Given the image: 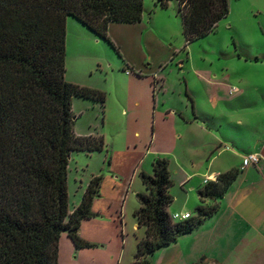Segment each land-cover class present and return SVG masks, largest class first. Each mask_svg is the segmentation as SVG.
<instances>
[{"label": "trees", "instance_id": "trees-1", "mask_svg": "<svg viewBox=\"0 0 264 264\" xmlns=\"http://www.w3.org/2000/svg\"><path fill=\"white\" fill-rule=\"evenodd\" d=\"M155 1L162 9L178 3L186 45L209 36L229 14V0ZM143 12L144 0H0V264H59L63 233L77 250L94 247L79 229L95 217L103 178L93 176L70 209L68 165L73 152H101L105 142L75 135L72 99L103 105L106 96L66 81L67 19L117 50L109 25L138 23ZM238 175L233 169L206 182L197 217L174 222L169 161L157 157L152 174H140L147 194L137 195L134 217L145 237L132 264H151L153 254L199 227L217 210L204 199L222 198Z\"/></svg>", "mask_w": 264, "mask_h": 264}, {"label": "rangeland", "instance_id": "rangeland-1", "mask_svg": "<svg viewBox=\"0 0 264 264\" xmlns=\"http://www.w3.org/2000/svg\"><path fill=\"white\" fill-rule=\"evenodd\" d=\"M144 7L147 14L155 11L151 32L142 35L141 29L134 24L111 25L121 39L133 35L141 39L142 46L134 52L131 61L137 63L136 68H140L142 73L146 72L154 83L155 96L166 102L163 110L180 102L184 105L183 109L189 111L190 117L191 105L195 103L196 111L201 113L203 104L206 103L201 86L204 77L244 72L246 67L242 57L253 53L264 54V0H229V14L218 23L216 30L188 45L175 2H170L168 8L162 10L152 0H145ZM85 31L88 30L80 22L68 17L65 40L66 81L82 87H99L105 93L106 101L101 105L81 97H73L74 133L76 136H101L105 146L101 152L71 154L67 175L69 206L70 209L77 207L89 180L100 175L103 178V193L100 190L103 197L96 200V206L104 210L105 214L104 196H109L110 192L129 183L132 201L127 202L126 222L130 232L133 210L138 201L136 195L145 192L140 180L141 172L152 174V161L159 152H167L160 154L170 161L169 171L172 179L176 180L170 189L173 198L170 208L180 206L188 194H192L191 186L201 183V169L207 167L201 164V145L205 139V142L211 139L203 138L201 132L190 133L188 140L185 132L184 138L175 142L159 139L151 142V139L145 137L142 140L133 139L129 128L134 126L135 117L145 112L139 111L138 114L128 98L133 87H128L125 82L126 71L129 69L123 61V53L114 41L112 42L118 51L96 36H86ZM122 49L130 53L129 49ZM163 90L164 94H161ZM187 90L192 100L187 99ZM189 149L190 152L186 153ZM227 158L222 155L215 161V165L218 166L220 161ZM190 175L194 177H189L192 180L182 187L180 180ZM144 231V228L131 231V237L140 240ZM70 245L72 244L67 234L63 233L59 241V264H68Z\"/></svg>", "mask_w": 264, "mask_h": 264}, {"label": "crops", "instance_id": "crops-1", "mask_svg": "<svg viewBox=\"0 0 264 264\" xmlns=\"http://www.w3.org/2000/svg\"><path fill=\"white\" fill-rule=\"evenodd\" d=\"M152 2L156 4L155 0ZM173 2L178 7V3ZM154 15V10L152 13H145L144 7L141 21L133 23L141 29L142 35L151 32ZM113 28L110 24L109 37L120 47L125 65L134 73L126 75L125 79L127 86L133 87L128 98L138 114L139 111L145 112L135 117L134 126H130L132 138L142 140L145 137L151 139V142L156 139L175 142L181 141L185 132L186 139L190 138V133L201 132L203 138H210L212 141L205 142V139L201 145V164L207 166L206 169H201V183L191 186L192 194L185 192L188 196L182 205L169 207V214L187 212L192 218L197 217L196 211L201 203L199 190L206 181H215L220 174L233 169L239 170L237 179L222 198L204 199L203 204L216 206V212L205 218L190 234L181 236L175 243L153 254L151 264H264V54L253 53L242 57L246 67L244 72L204 77L201 86L206 103L203 104L201 113L196 111L195 103H192V116L189 117V111L184 110V105L180 102L173 104L177 108L170 105L163 110L166 102L155 96L154 83L146 72L142 73L140 68H136L137 63L131 61L134 52L142 46L141 39L134 35L121 39ZM85 32L86 36L95 37L91 32ZM262 42L264 46V39ZM123 47L129 49L130 53L124 52ZM89 88L99 90V87L91 85ZM232 88L237 91L231 92ZM186 92L187 99L192 100L188 90ZM161 94H164V90ZM157 101L160 103H156ZM188 152L190 149L186 151ZM160 153L167 152H159L157 157L162 156ZM251 154L259 156L258 164L244 167V158ZM222 155L228 158L220 161L218 166L215 165V161ZM170 175L174 184L176 180L172 179L171 172ZM194 175L185 176L180 180V185H187L192 180L189 177ZM144 189L143 194H147L145 186ZM101 191L103 193V186ZM137 195L138 207L136 203L133 216L140 208ZM102 197L101 194L93 201L92 211L95 217L83 221L79 229V235L94 247L77 250L71 242L68 264H132L134 261L139 239H133L131 231L141 228L134 217L131 230L128 231L126 211L127 202L131 200L129 183L110 192L109 196H104L105 214L104 210L96 206V200ZM144 237L145 233L142 238Z\"/></svg>", "mask_w": 264, "mask_h": 264}, {"label": "built area", "instance_id": "built-area-1", "mask_svg": "<svg viewBox=\"0 0 264 264\" xmlns=\"http://www.w3.org/2000/svg\"><path fill=\"white\" fill-rule=\"evenodd\" d=\"M132 74V72L130 70H127L126 71V75H130ZM237 89L236 88H232L231 92H236ZM259 162V156L255 155V154H251V155H247L245 158H244V161H243V166L244 167H248V166H251V165H257ZM208 182V181H206ZM192 218L191 214L190 213H173L171 214V219L174 221V222H183V221H186L188 219Z\"/></svg>", "mask_w": 264, "mask_h": 264}]
</instances>
